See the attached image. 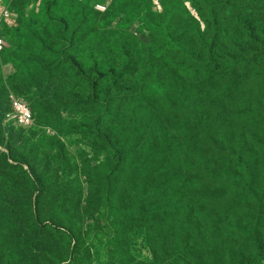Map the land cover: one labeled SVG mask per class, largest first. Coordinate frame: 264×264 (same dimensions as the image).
Listing matches in <instances>:
<instances>
[{"label": "trees", "instance_id": "16d2710c", "mask_svg": "<svg viewBox=\"0 0 264 264\" xmlns=\"http://www.w3.org/2000/svg\"><path fill=\"white\" fill-rule=\"evenodd\" d=\"M19 1L8 5L22 16L23 10L15 7ZM171 3L172 0H162L165 18L157 22L148 17L152 0H140L141 11H147L145 21L140 20V32L145 41L143 52L146 53L138 54L136 66H130L136 56L126 58L117 75L124 81L120 88L110 93V98L121 111L119 116L123 115L126 122H131L138 112L135 129L140 133L128 139L121 119L115 118L116 123L110 125L112 119L109 117L102 129L112 152L99 162L89 157L86 149H80L73 164L68 159L67 146L58 137L82 131V124L75 115L72 118L62 115L67 108L66 101L61 110L58 107L49 111L50 114L45 111L41 115L37 113L38 122L62 129L59 135L56 134L58 137L51 134L49 138H44L48 133L35 130L38 128L36 123L25 127L7 121L8 115L13 112L12 97L7 95L5 88H0V183L15 163H19L22 169L11 185L19 187L24 181L30 182L29 191L24 196L12 194L7 197L6 203L17 215L8 223L7 229L9 232L11 225V229L19 231L16 244H21V239L28 235L24 242L30 248L28 257L41 255L45 257L46 264H95L98 261L85 256V246L102 235L113 246L109 264H148L131 255L134 246L131 237L138 233L141 221L143 228L150 233L146 246L153 255L151 264L158 263L157 254L161 248L182 238L186 225H191L189 240L194 252L200 247L195 245L193 236L209 241L208 250H204L207 254L205 264H255L254 246L264 241V232L259 226L264 220V106L257 103V115L253 118L254 127L250 131H245L247 111L241 105L233 107L235 116L241 114V118H222V122L228 124L224 131L236 130L228 141L225 153L220 155L218 148L203 147L217 146L218 115L224 107L219 106V94L210 97L211 91L220 90L222 85L223 89L231 90V86L238 82V85L232 86L233 91L237 90L243 84V77L236 69L241 64L248 65L254 72L252 95L259 93L260 86L264 87V0H193L196 15L185 9L187 19L182 21L181 27L171 13ZM97 13L99 16L93 19L95 22L102 14ZM119 16V13L113 12V16L107 18L109 24ZM136 19L138 16L129 19L128 27ZM173 26L177 28L174 32L171 30ZM10 30H7V36ZM246 35L249 40H246ZM128 38L134 37L130 34ZM248 41L258 44L245 47ZM195 43L200 44L204 52L197 51L193 47ZM168 48L173 55H166L169 66L163 68L161 62H157L162 50ZM8 51L9 43L2 54ZM187 65L190 66L189 71ZM224 65L237 70V76L231 83L224 81L227 74L223 72ZM182 66L187 74L179 75L184 82L176 95L190 102L196 111L192 127L186 130L178 125L177 113L179 108L186 112L188 109L184 104L176 106L171 102L163 79L166 75L176 77ZM47 68L50 69L49 63ZM139 74H143L140 79ZM31 82L37 83L35 80ZM72 96L74 103L82 102L78 94ZM33 115L35 118L34 112ZM178 131L186 135L179 137L175 134ZM34 133L39 147L36 155H40V160L37 165L25 168L29 157L24 150ZM186 145L191 147L185 152V163L177 168L162 163L161 157L165 154L183 156ZM117 150L122 153V159L130 163L143 167L153 164L158 170L168 169L160 175L154 172V188L150 186L147 195L143 194L140 199L147 198L151 208L127 221H110L104 215L103 200L106 196L102 194L103 198H93V186L102 188L104 179L119 168L120 163L113 158V152ZM156 153H160V158L154 162ZM42 168L48 172L53 170L51 180L42 175ZM189 171L195 172L190 174ZM109 184L111 177L103 190ZM134 201H138V197ZM86 218H92L94 222L84 225ZM102 219L106 225L100 227L97 221ZM76 221L80 222L79 226L69 225ZM128 221H131L129 228L123 229L122 233L116 231L117 224ZM157 232L159 236L154 237L152 234ZM225 232H229L227 248L215 244ZM59 238L61 241L57 242ZM142 246L141 242L136 250L140 251ZM64 248L67 249L65 254ZM10 255L11 249L7 248L0 254V259L10 260ZM203 257L189 252L188 264H202L195 259Z\"/></svg>", "mask_w": 264, "mask_h": 264}, {"label": "rangeland", "instance_id": "374dc122", "mask_svg": "<svg viewBox=\"0 0 264 264\" xmlns=\"http://www.w3.org/2000/svg\"><path fill=\"white\" fill-rule=\"evenodd\" d=\"M17 0H0V19H2V27L6 40L8 39L9 50L5 54L0 53V88H5L7 95L17 96L28 102L35 113L41 115V112H49L64 106V101L67 102V108L62 111V115L66 118H72L74 115L78 117V122L82 124V131L76 133L63 134L57 136L62 131L54 129L48 125H44L35 121L37 129H41L46 133L43 137L49 138L51 134L56 136L66 144V155L73 164L78 159L80 149H86L89 152V157H92L97 162L104 159L105 155L112 152L107 138L104 136L102 127L106 124V120L111 117L113 125L116 119H121L122 129L125 130L126 137L131 139L138 135L140 131H136L135 126L138 122V112L131 122H126L124 116H119L121 111L119 107L114 104L113 99L110 98V93L120 88L123 79H118L117 75L120 73L128 56L134 55L130 66L138 65V54L146 53L144 50V38L140 32L142 23L140 20L146 18V12L141 11L140 0H20L16 4V8L23 10L22 16L12 10L8 3ZM193 0H172L171 12L180 27L183 20L186 21L187 15L185 9L192 11L196 15V10L192 4ZM162 0H152L151 9H149L148 17L156 20L165 18L163 8L161 6ZM48 3V4H47ZM5 11H9L11 17L15 20L9 19V25L5 19ZM101 16L97 21L99 13ZM113 12L119 13L120 16L109 24L108 17L113 16ZM105 14V16H103ZM138 19L128 27L129 19ZM95 22V23H94ZM8 36L6 35L7 30ZM177 28L172 27L174 32ZM132 34L133 39H129L128 35ZM9 37V38H8ZM249 40V36H245ZM163 43V41H162ZM258 43L248 41L246 46H255ZM197 51L204 52L200 44L195 43L193 46ZM226 45V52H227ZM157 63L161 62L163 68L169 66L166 55H173L171 49L162 50ZM217 52V51H216ZM8 53V54H7ZM220 54V52H217ZM2 54V55H1ZM142 62V61H141ZM49 63L50 69L47 68ZM176 64V60H174ZM255 67V65H252ZM243 77V84L235 91L223 89L211 91L210 97L219 94V106L224 105L223 110H219L218 134L215 136L218 141L217 146L209 145L203 148L211 149L218 148L220 155L225 153L228 147V141L236 130H223L228 124L222 122L223 117L241 118L239 114L235 116L233 107L241 105L247 111L245 117L246 127L245 131H250L254 127V116L257 115L256 105L264 106V87H259V93L252 95L253 86L251 82L254 79V72L246 64H241L236 68ZM49 70H51L49 72ZM187 70L190 66L187 65ZM236 70V71H237ZM236 71L231 69L229 65H224L223 72L227 74L224 81H231L236 78ZM15 74L11 77V75ZM33 74V78H31ZM184 67L178 69V75L172 78L166 75L163 79L166 81L165 85L168 87L170 93V100L176 106L184 104L187 107V112L179 108L177 120L181 129L186 130L192 127V119L196 116V111L192 104L183 97L176 95L177 89L184 82L179 75H186ZM143 74H139L142 78ZM37 81V83L31 81ZM227 94L224 95L225 92ZM156 91H154L155 93ZM78 94L82 98V102L74 103L73 96ZM222 94V96H220ZM262 94V95H260ZM228 107H227V106ZM188 113V115H187ZM240 113V112H239ZM50 114V112L48 113ZM47 114V115H48ZM190 117V119L188 118ZM14 121L7 119V121ZM15 122V121H14ZM15 124H17L15 122ZM20 125V124H17ZM23 126V125H20ZM35 127V126H34ZM223 130V131H220ZM139 132V133H138ZM264 133V128H263ZM179 137H184L186 134L178 131L175 132ZM208 136L207 133H205ZM49 135V136H48ZM35 133L30 136L27 147L24 150L28 157L29 163H25V168H30L31 165H37L40 160V155H36L37 141L34 140ZM72 143V144H71ZM25 147V146H24ZM191 147L186 145V150L183 156L178 154H165L161 157L162 163L170 167H179L187 160L185 152ZM113 157L116 162H119V168L111 171V184L105 187L107 180L104 179L105 184L102 188L93 186L94 197H106L104 203V215L110 220L127 221L130 217L138 213L144 214L145 211L151 208V203L147 198L140 200L143 194L147 195L150 186L154 188L153 179L154 172L160 175L166 172L167 168L157 169L153 164L147 167L140 166L134 162L130 163L122 159V153L118 150L113 152ZM160 153H156L155 161L159 160ZM180 156V162L176 160ZM15 167H9L6 179L0 183V254L7 248L11 249L10 260L1 258L0 264H46L45 257L39 256L30 258V248L28 244H24L28 235L21 239V244H16V237L18 235L17 228L10 229L8 232V223L16 219L17 215L9 208L6 203L7 197L12 194L24 196L29 191V181H24L19 187L11 185L13 178L22 169L19 163H15ZM143 165V164H141ZM14 169V170H13ZM42 175L51 180L54 172H48L44 168L40 169ZM195 171H189L193 174ZM163 179V178H161ZM158 181V179H157ZM103 190V191H101ZM138 197V201H134ZM144 205V208H142ZM159 205V204H158ZM46 209L43 210L45 212ZM92 218H86L84 225L92 224ZM99 226H105L106 221L98 220ZM131 221L117 224L116 231L122 233L123 229L130 227ZM143 224L139 221V231L133 234L134 246L131 249V255L134 259L145 261L151 264L153 258L152 252L146 246V240L150 233L146 232ZM71 227L80 225L79 221L69 224ZM156 227V225H154ZM260 229L264 232V220L259 224ZM158 230V228L156 227ZM141 232V233H140ZM229 232L222 233L215 241V244L227 248V235ZM158 237L159 234H152ZM191 225H186L183 228L182 238L173 242L171 245L161 248L158 251L157 264H188L189 252L204 255L202 259H195L202 264H205L207 259V251L209 241H201L198 236H193L195 245L200 247L198 251L192 250L190 243ZM61 241V238L56 240ZM4 242V243H3ZM142 242L141 250H136L138 245ZM255 248V264H264V241L254 246ZM24 249L23 252L21 250ZM67 249L64 248V254ZM113 253V246L104 236H99L97 239L89 241L85 246V256H90L95 264H109ZM139 255H137V254ZM90 254V255H89ZM150 255V256H149ZM30 258V259H28ZM92 261V262H93Z\"/></svg>", "mask_w": 264, "mask_h": 264}, {"label": "built area", "instance_id": "2783aa9c", "mask_svg": "<svg viewBox=\"0 0 264 264\" xmlns=\"http://www.w3.org/2000/svg\"><path fill=\"white\" fill-rule=\"evenodd\" d=\"M5 19L9 25H14L15 20L11 17L9 11H5ZM12 19L13 24L9 21ZM2 19H0V53H2L5 48L8 47V42L4 36V31L2 27ZM12 107L13 112L8 115V119L14 120L17 124L23 125L25 127H31L35 123V118L33 115V110L30 104L20 97L12 96Z\"/></svg>", "mask_w": 264, "mask_h": 264}]
</instances>
